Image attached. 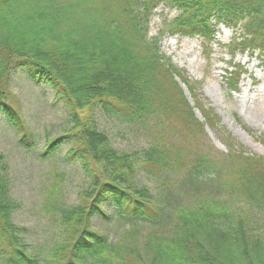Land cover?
I'll return each instance as SVG.
<instances>
[{
  "label": "trees",
  "instance_id": "1",
  "mask_svg": "<svg viewBox=\"0 0 264 264\" xmlns=\"http://www.w3.org/2000/svg\"><path fill=\"white\" fill-rule=\"evenodd\" d=\"M161 2L181 11L168 25L173 34L198 35L208 46L218 24L243 21L240 40L228 46L231 55L264 53V0H0V118L19 135V145L33 148L34 134L8 101L12 80L23 73L51 88L72 128L49 141L40 157L68 144L65 160L79 163L90 180L76 205L58 209V240L40 257L21 242L26 227L10 220V168L0 155L1 264H264V228L247 226L244 216L264 215V156L231 140L228 153L211 144L205 126L215 128L219 115L161 53L158 38H148ZM234 67L225 80L237 91L242 69ZM173 73L187 85L193 106ZM98 110L156 135L140 151L117 150L98 128ZM165 119L179 123L181 142L170 138L174 127ZM140 170L153 179L181 170L188 187L197 188L192 204L173 211L178 221L166 233L168 212L144 201L150 196L136 183ZM205 184L214 190L200 191ZM105 206L130 221L115 242L92 226L95 217L106 218ZM139 222L154 227L137 244L131 239Z\"/></svg>",
  "mask_w": 264,
  "mask_h": 264
},
{
  "label": "rangeland",
  "instance_id": "2",
  "mask_svg": "<svg viewBox=\"0 0 264 264\" xmlns=\"http://www.w3.org/2000/svg\"><path fill=\"white\" fill-rule=\"evenodd\" d=\"M180 13L178 9L161 2L152 11L147 29L148 38H158L161 53L171 60L189 82L196 85L204 104L213 107L219 115L221 120L215 128L205 126L215 149L220 153H228V142L231 140L236 147L241 145L253 155L264 156V53L260 54L257 49H246L237 50L231 55L228 46L235 37H238L237 41L240 40L243 21L239 23L241 26L235 27L218 24L214 40L208 46L198 35L190 37L173 34L168 30V25ZM211 21L214 23L215 18H211ZM233 65L242 69L237 91L230 89L225 80L226 71L232 69ZM173 74L193 106L194 100L187 85L181 76ZM53 98L51 88L35 82L25 74L18 73L13 77L8 101L20 112L35 136V145L31 149L19 145V135L10 129L3 117L0 118V155L10 168L8 196L14 204L10 220L26 227V232L20 235L21 242L40 257H44L58 240V209L76 205L80 200V192L87 190L90 185L80 164L65 160L68 144L58 146L50 158L40 157L43 147L49 141L66 134L72 128L65 108L60 103H54ZM195 111L202 121L200 111ZM163 122L174 127L170 138L177 143L181 142L182 129L179 123L166 119ZM97 123L98 128L109 136L113 147L120 151H140L148 145L149 137L156 135L154 129L142 130L129 126L116 118L105 116L99 110ZM159 127L162 129L163 125ZM197 142L207 148L208 144L203 138ZM186 177V173L181 170L158 179L148 177L142 170L136 175V183L147 189L150 196L143 198L144 201L168 212L166 223L161 228L163 233L178 221V216L173 215L176 207L184 202L192 204L197 196V188L188 187L184 180ZM213 190V186L205 184L200 191ZM104 211L106 218L95 217L92 226L106 234L112 242L118 241L130 226V221L115 206H105ZM244 216L248 217L247 226L264 228V215ZM138 226V233L131 239L137 244L154 227L142 222Z\"/></svg>",
  "mask_w": 264,
  "mask_h": 264
}]
</instances>
